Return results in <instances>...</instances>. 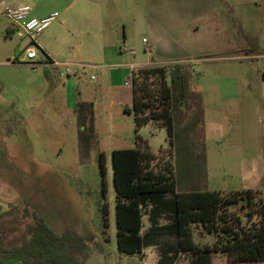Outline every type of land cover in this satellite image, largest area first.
<instances>
[{"label":"rangeland","instance_id":"374dc122","mask_svg":"<svg viewBox=\"0 0 264 264\" xmlns=\"http://www.w3.org/2000/svg\"><path fill=\"white\" fill-rule=\"evenodd\" d=\"M99 1L93 30L64 23L56 9L58 17L37 37L52 61L69 65L68 74L41 64L39 51L33 61L23 60L28 38L18 28L7 34L8 5L0 8V264H157L154 248L145 247L143 258L116 246L111 152L134 148L133 116L125 111L132 64L161 62L156 66L168 72L184 71L187 92L200 99L198 108L188 96L183 108L175 93L174 149L165 129H139L157 157L154 167L173 164L178 192L194 188L186 181L225 193L247 185L264 204V0ZM35 3L45 9L53 0ZM230 14L256 19L251 39L234 23L203 24ZM224 28L231 50L223 46ZM209 41L216 46L205 49ZM242 49L258 58L245 59ZM208 123L213 131L204 142ZM178 135L190 143L188 155L177 151ZM230 210L241 215L238 205ZM198 232L200 246L214 243ZM163 240L172 252L173 239ZM211 261L226 264L221 255ZM176 264L210 260L182 254Z\"/></svg>","mask_w":264,"mask_h":264},{"label":"trees","instance_id":"16d2710c","mask_svg":"<svg viewBox=\"0 0 264 264\" xmlns=\"http://www.w3.org/2000/svg\"><path fill=\"white\" fill-rule=\"evenodd\" d=\"M183 72H168L165 66H153L131 73V108L125 111L133 116L134 148L111 152L117 250L139 255L143 248L172 238L178 249L175 248L176 252L169 259L161 256L157 264H172L179 252L187 257L209 255L210 262L214 255H221L226 264L264 263L259 259L264 253V204L258 191L243 189L221 193L194 185L193 189L177 192L173 164L165 161L162 168L154 167L157 157L138 136L139 129L145 125L163 128L169 147L174 149L175 93L183 108L188 96L198 108L201 106L200 99L187 92ZM167 76L171 77V85L167 83ZM177 139V151L185 155L191 153L190 143H184L180 135ZM98 161L103 179L102 154ZM235 205L239 206L241 215L230 210ZM144 216L149 223L145 231L142 230ZM106 217L103 208L105 222ZM243 219L247 226L243 225ZM160 220H166L167 224L159 225ZM196 228H199L200 236L214 237V243L200 246L195 242ZM27 232L25 239L30 236L29 228Z\"/></svg>","mask_w":264,"mask_h":264},{"label":"crops","instance_id":"0c3cea01","mask_svg":"<svg viewBox=\"0 0 264 264\" xmlns=\"http://www.w3.org/2000/svg\"><path fill=\"white\" fill-rule=\"evenodd\" d=\"M38 2V0H0V8H2V5H8V6H22V5H28L31 8V16L32 17H36V18H43L46 17L48 15H50L51 13H54L56 11V9H59L61 14L64 15L63 21L64 23H67L69 25H74V24H80L84 27H86L88 30H93L95 24H96V20L98 17V13L101 11V7H100V1L99 0H53V4L49 7H46L45 9H41V7H39L35 2ZM229 22V23H234L236 27L239 26L240 29V33L241 36L243 38L246 39H251V36L256 32L255 28H250L255 26V22L256 19H248L247 17L245 18H240V19H235L232 17V15L230 14V16L226 19V20H222L219 19L218 17H210L208 19H206L204 21V25H208L209 27L212 26H220L221 23L223 22ZM238 25V26H237ZM237 29V28H236ZM9 32L7 34L11 35L13 34V30L9 29ZM224 36H225V41H223V46H227L226 48L228 50H231V45L229 43V40L226 43V30L224 28ZM225 42V43H224ZM246 45V42H245ZM216 45L214 42L209 41L206 43L205 45V49H209V48H214ZM154 47V46H152ZM246 48V47H245ZM116 49V46H115ZM119 51H122L120 48H118ZM128 49H124L123 51H126ZM240 51H245L247 54L244 56L245 59H249V60H255L258 57L254 56L251 50H246V49H242ZM251 51V52H250ZM46 53V52H45ZM264 59V56L259 57ZM162 64L161 62H152L150 64H132L131 68H133L132 70H136L139 68H145V67H153L156 65ZM47 66H51V65H47ZM264 71V66L262 68V73H261V77ZM213 128L211 127V123H208V125L206 124L204 127V132H203V138H204V142H206L208 140V138L210 137V134L212 133ZM187 186H191L194 187V181H186L184 182ZM197 185V184H196ZM204 190H206L205 188H203ZM243 189H253L250 186L247 185H243L241 190ZM190 190V189H188ZM185 190V191H188ZM208 191H216V190H208ZM239 191V190H238ZM178 192V191H177ZM179 192H184V191H179ZM221 192V191H218ZM232 192V191H229ZM227 192V193H229ZM221 193H225V192H221ZM145 220V223L144 221ZM162 221H164V223H162ZM143 222V228L142 230L145 231L147 230L149 223L147 221V216H144L142 219ZM167 224V222L165 220H160L159 221V225H165ZM174 239H173V244H174ZM176 242V241H175ZM168 242H164V240H161V243H155V244H151L148 247H151L152 249H156L158 252V258L157 261L160 259V257L162 256L163 259H169V257L174 254V252H176V249L173 247L172 252H170V247L167 245ZM167 245V247H166ZM144 249H142L141 253L139 254L140 256H142L143 258L145 257V253H144ZM166 252L165 256L161 255L162 252ZM183 253L179 252L175 261L172 264H176V262L180 259V256ZM213 259V257L211 258ZM210 264H212V261L210 262Z\"/></svg>","mask_w":264,"mask_h":264},{"label":"built area","instance_id":"2783aa9c","mask_svg":"<svg viewBox=\"0 0 264 264\" xmlns=\"http://www.w3.org/2000/svg\"><path fill=\"white\" fill-rule=\"evenodd\" d=\"M3 16L10 21V29L18 28L22 30L28 38V47L25 50L23 60L33 61L37 58V52L39 51L44 57V61L41 63L43 65H51L57 67H64L65 73H69V65L55 63L52 61L48 55H45L43 50H40L39 44L37 42V37L58 17V13L54 12L43 18H36L31 16V8L29 6H6L3 9ZM15 62L19 59L14 58ZM12 65L15 63L12 62ZM33 68L38 65V63H29ZM81 68H84L81 66ZM262 80L264 82V71L262 74Z\"/></svg>","mask_w":264,"mask_h":264}]
</instances>
